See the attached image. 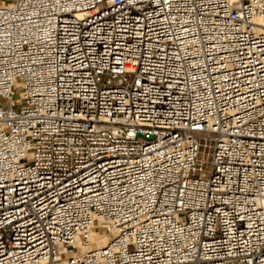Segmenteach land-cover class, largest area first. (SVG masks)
I'll list each match as a JSON object with an SVG mask.
<instances>
[{"label": "built area", "instance_id": "obj_1", "mask_svg": "<svg viewBox=\"0 0 264 264\" xmlns=\"http://www.w3.org/2000/svg\"><path fill=\"white\" fill-rule=\"evenodd\" d=\"M0 264H264V0L1 2Z\"/></svg>", "mask_w": 264, "mask_h": 264}, {"label": "bare ground", "instance_id": "obj_2", "mask_svg": "<svg viewBox=\"0 0 264 264\" xmlns=\"http://www.w3.org/2000/svg\"><path fill=\"white\" fill-rule=\"evenodd\" d=\"M95 235V246H102L108 240L107 235H105L104 233L97 232Z\"/></svg>", "mask_w": 264, "mask_h": 264}, {"label": "rangeland", "instance_id": "obj_3", "mask_svg": "<svg viewBox=\"0 0 264 264\" xmlns=\"http://www.w3.org/2000/svg\"><path fill=\"white\" fill-rule=\"evenodd\" d=\"M21 91V89L20 88H15L14 89V94H15V97L17 98L18 96H19V92ZM201 156L203 157L204 156V158L206 157V155H204V154H201ZM207 166H209V159H207Z\"/></svg>", "mask_w": 264, "mask_h": 264}, {"label": "crops", "instance_id": "obj_4", "mask_svg": "<svg viewBox=\"0 0 264 264\" xmlns=\"http://www.w3.org/2000/svg\"><path fill=\"white\" fill-rule=\"evenodd\" d=\"M4 1H7V0H0V3H1V2H4Z\"/></svg>", "mask_w": 264, "mask_h": 264}]
</instances>
